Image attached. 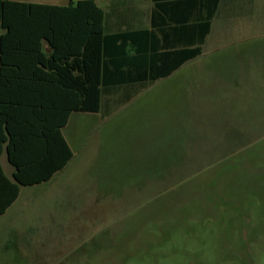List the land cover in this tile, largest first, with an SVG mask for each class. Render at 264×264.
Listing matches in <instances>:
<instances>
[{
  "label": "rangeland",
  "instance_id": "1",
  "mask_svg": "<svg viewBox=\"0 0 264 264\" xmlns=\"http://www.w3.org/2000/svg\"><path fill=\"white\" fill-rule=\"evenodd\" d=\"M261 23L248 42L76 118L55 222L8 264H264Z\"/></svg>",
  "mask_w": 264,
  "mask_h": 264
},
{
  "label": "crops",
  "instance_id": "2",
  "mask_svg": "<svg viewBox=\"0 0 264 264\" xmlns=\"http://www.w3.org/2000/svg\"><path fill=\"white\" fill-rule=\"evenodd\" d=\"M57 6L78 0H15ZM103 11L102 60L106 83L101 85L99 110L72 111L61 133L72 152L66 165L40 183L19 185L14 198V167L6 142L0 151V256L19 262L30 242L43 240L59 206L56 178L74 157L64 130L75 119L107 110L114 101L174 77L208 49L246 43L261 34L264 0H94ZM259 18H262L260 21ZM261 23V24H259ZM207 28V29H206ZM200 53L191 57L192 49ZM43 51L50 50L43 41ZM74 119V120H73ZM70 127V128H73Z\"/></svg>",
  "mask_w": 264,
  "mask_h": 264
},
{
  "label": "trees",
  "instance_id": "3",
  "mask_svg": "<svg viewBox=\"0 0 264 264\" xmlns=\"http://www.w3.org/2000/svg\"><path fill=\"white\" fill-rule=\"evenodd\" d=\"M102 19L94 0H0V151L6 142L14 198L19 185L48 180L71 158L61 133L69 114L99 110Z\"/></svg>",
  "mask_w": 264,
  "mask_h": 264
}]
</instances>
